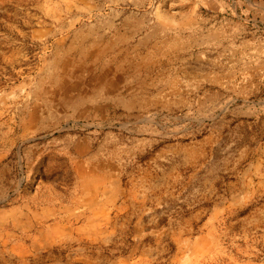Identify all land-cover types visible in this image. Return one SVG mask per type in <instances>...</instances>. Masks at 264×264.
Listing matches in <instances>:
<instances>
[{"label": "rangeland", "instance_id": "rangeland-1", "mask_svg": "<svg viewBox=\"0 0 264 264\" xmlns=\"http://www.w3.org/2000/svg\"><path fill=\"white\" fill-rule=\"evenodd\" d=\"M0 264H264V0H0Z\"/></svg>", "mask_w": 264, "mask_h": 264}, {"label": "crops", "instance_id": "crops-1", "mask_svg": "<svg viewBox=\"0 0 264 264\" xmlns=\"http://www.w3.org/2000/svg\"><path fill=\"white\" fill-rule=\"evenodd\" d=\"M95 4H96V3H95ZM93 5H94V4H91V6H90L89 10H91V9H92ZM97 6H98V4H96V8H97Z\"/></svg>", "mask_w": 264, "mask_h": 264}]
</instances>
